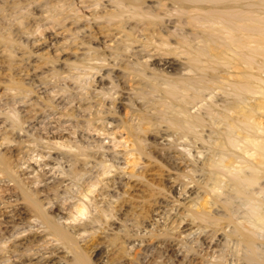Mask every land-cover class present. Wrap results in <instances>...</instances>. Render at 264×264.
Returning a JSON list of instances; mask_svg holds the SVG:
<instances>
[{
    "label": "rangeland",
    "instance_id": "1",
    "mask_svg": "<svg viewBox=\"0 0 264 264\" xmlns=\"http://www.w3.org/2000/svg\"><path fill=\"white\" fill-rule=\"evenodd\" d=\"M81 1L82 0H68V1L67 0H61V1L60 0H15V1L14 0H0V97H1L0 107H1V111L4 112V113L0 112V119H2V117L6 118L7 114L11 110L10 106L6 104L7 101H5L3 97L6 98L8 101L12 100L13 102L17 101L18 98H19L18 101H23L24 99V101L22 102V104L24 103L23 105L22 104L19 105L18 103H15V104H17L16 105L17 109L19 108L24 109L25 107L29 108L28 113L26 111H23V113L19 114L20 118L26 120L28 115H30L31 113L33 117L39 115L40 116L39 119H43L48 114L54 115V113L55 114L58 113L57 115H59L60 113H63L65 115V108H62V107L68 108L69 105H67L68 104L67 100H69V97L73 98V96L77 97L78 95V97L76 98L78 100L73 102L74 105H72L73 106L72 108L75 107V110H76V114L73 115L74 117L72 118V120L70 118H67L68 115H66L65 117L61 116V119L59 120V122L58 121L54 122L60 127V128L58 127V130L60 131L57 130L58 135L59 134L65 135L63 137L64 138L67 137V139H65L64 141L66 143L67 142L70 143L73 147L67 146V145L66 147L65 145H63L60 148H58V146L54 147L56 146L55 144L57 143V141L55 142V140H58V139H48L47 137L52 138L53 136L47 133H41V132L39 133V135L42 134L41 136L46 137V139H42V141L40 139H34L36 138L34 134L35 131L33 134H31L33 129L32 131H30V133L26 131L29 127H31V125L27 126L28 120H29L28 119L25 122V125L27 124L25 127V130L22 131L21 135L20 134L18 135V132H16L17 131L16 129L12 130L11 128H9V125H6V123H3V122L0 123V143L3 141V145L0 146V151H2L5 155L9 157V162L11 163L13 167L15 166L13 169H15L16 175L21 180L24 181V186L27 189L33 191V193H37L38 190H44L43 188L45 187H46L45 188L46 193L47 192L49 193V190L51 191L53 190L52 193H55V194H51L52 199L50 198L48 199L44 197L45 191L41 193L42 195L39 194L40 195L39 197H41L42 200L45 198L44 199L45 206H50L52 204L54 206L57 205V209L54 210V213L55 212L57 213L59 209L61 212H65V215L67 216L70 215V217H73V214L71 211L73 210V208L74 210H76L75 204L76 205L82 204L81 202H84V201H87L90 204L91 208L93 209L94 214H98L99 213L98 207L101 208L102 206H103L102 208L105 207V209H107L106 213L109 215L110 213L108 212L113 210V214L114 213L115 214L114 215L112 214L110 216L107 215L106 216L107 221H105L106 223L105 222H103V224L98 223V226H97L98 229H96V231L95 229L92 230L91 228L90 229L87 228L90 230L89 232L82 231L84 230L83 228L84 221H89L90 217H92L93 213L90 212L89 210L86 211L87 214L84 216L83 215L76 216L75 221L74 220L67 221V224L71 221L69 225L70 224L77 225L78 227L77 229L75 225H74V228H72L74 229L72 230L74 233L77 232L79 234L82 231L81 235L79 234L75 236L76 239H79L77 240L78 241L77 243L78 245H80L82 249L85 250L84 252L88 255L89 259L94 261L93 262L94 264H130V263L131 264L132 263L133 264H162V263L163 264H175V263L176 264H179V263L180 264H186V263L187 264H203V263L208 264L207 261L201 262V261H196V260L193 261L189 259L185 260V258H183L184 256L182 258L180 255L178 256V252H180L181 254L183 252L187 253L186 249L188 248V245L186 244H192V243L194 245V246L191 245L192 247H194L192 251L195 252V249H196V252H199V250L203 248L202 240L204 238H206L208 241V240H211L213 237H215V239L224 237L221 243L219 242L217 244L218 250L220 249L219 252L226 251L227 250L226 247L230 246L231 243L233 247V245L236 242L234 241V239L235 240L237 239L235 236L234 238L232 237L233 239L231 237H228V239L231 238L232 240L231 239L226 240L227 239L226 232L227 231L229 232L231 229H233L232 227L233 223L228 224L229 223L228 218L230 217L229 203L224 202L227 200V197H228L227 195H229L228 193L229 188L226 186L228 182L226 184L225 182H223L222 183L223 186L220 189H215L214 191L216 193L211 192L213 190L212 186H214L215 184H214L213 179L211 180L210 178L211 176L210 170H212V167L210 168V165L208 164L210 161L208 160H211L210 158L213 157V153L211 152V148H209L212 145H209V144H211L213 141L215 142L218 139H208L207 140L206 138L205 139L206 142H205L204 139H200L199 141V139H189L188 137L179 138L178 137L180 136L179 131L176 132L173 129L171 130V128H169L170 130H168V127H167L168 123L167 122L165 123L163 121L164 122L163 124V122L161 123L160 121L161 119L159 120L158 118H156V120L158 119L157 120L158 122L154 120L153 122H151V125L150 124L149 126L148 124L145 125V127L148 126L149 128L148 132L144 134L146 138L143 137L142 139H129L127 138V135H126L127 134L126 128H124L125 121H130L131 123L137 124L138 122L140 123L141 114L142 113L145 114V111L147 114L148 113L150 114V112L154 113L153 112L154 105L151 104L152 102L146 98L143 88L140 89L141 84L139 83V80H137V78H132V75H131V78L129 77L130 75L128 74L129 71L127 70L128 69L127 65L134 64L133 61L136 62L137 59L138 61L140 60L143 62H145L146 60V63H149L148 65H150L149 74L147 76L152 74L151 73L152 71H157V72L160 71V73L167 74L168 76L169 75L178 76L181 74H191L192 73L190 70H187L186 68L185 64L187 63V55L184 53H181L182 52L181 50H183V48H178L179 44L176 40L177 38L174 35H172V33L170 34L173 37L171 36L170 39H168L167 37V35H169L168 33L169 30L176 31L178 22L173 23L171 21H175V20H173L172 17L170 19L165 16L164 17L166 18L165 22H163L164 21L163 19V21H160V24L162 25L164 23L162 27L164 31H167V33L161 32L160 30H157V29L154 30L155 28L160 27V26H156L154 24L149 26L147 25V23L141 24L143 27L147 26V27H151L152 29L149 28L147 29L148 31L144 30L142 32L143 34H145V37L144 36L142 37V35H139L140 33H138L137 31L135 34H136L138 41L133 42V46H132V49L134 50L132 52L134 53L130 55L128 54V56L125 55L124 57L122 55L119 57L120 59L119 61L118 60L115 61L114 58L110 57L112 55V54L110 55V53H112L115 50V46L113 47V45L114 44L116 45L117 42L118 43L120 42V41L116 42V40H121V37L123 36V34L117 33L118 31H116V29L114 28L117 24L113 23L110 26V23L108 24L106 23V22H109L108 17H107L108 12H105V16L103 12L105 10L111 11L113 7H111V5H106L105 0L103 1L100 0V3L102 2L101 4L99 3V0H95L96 4L94 0L93 1L88 0L89 4L94 3V5L91 7L92 9L89 8L88 10L87 8H84V5L86 2H84L83 0L82 1L83 3H81ZM146 4H148V6H153L154 4L158 5V2L157 0H147ZM96 6H99V7H96ZM106 6H108V8ZM21 9L23 11H21ZM99 10L101 11V13L103 12L102 13L103 16L101 15ZM157 11L159 12V10ZM160 11H161L160 14L165 12V10L163 11V9ZM19 12L20 14H18ZM46 14H48V16ZM87 17L89 18L87 19ZM101 17H104V18H101ZM102 21H103V24H102ZM101 24L103 26H101ZM129 25H131L133 28L135 27V29L139 27V24L137 20L135 19H132V21L130 20ZM141 25H140V28L142 27ZM98 27L99 28L103 27V28L99 29ZM110 28L112 29V31ZM95 29L97 30V33ZM151 30L154 33H157V31L158 33L159 31L162 34L164 33L163 37L166 40L163 41L164 39L162 38V36H160V34H156V36L152 39L147 38L146 37L147 34H149V36H151V34L152 35L154 34L150 32ZM191 31H192V28L188 26V28L186 29V32L187 33L189 32L188 34H190ZM160 39H161V42H160ZM145 40H148V41L153 40L154 41L153 43H156L155 44L156 47L157 46L161 47L160 49H162L161 51L163 53L157 51L158 53H161L160 54L161 56L160 55H158L159 57L151 56L152 52L154 53L156 52V48L153 50L150 47L147 48L144 45L146 42ZM164 42H166L167 44ZM176 46L178 49L176 48ZM102 52L104 54L105 53L107 54L108 59L111 61L110 64L114 66L109 65L108 61L107 62L105 61V63L103 64L104 61L102 60V58L106 54L104 55L102 54ZM99 54L101 57L99 56ZM96 57H97V60H96ZM100 58L103 62L100 60ZM260 60L262 61V64H264V57H261ZM19 65L21 66V68ZM89 66H92V68L90 69ZM94 66H97L98 68L100 66L99 69H102L101 72L96 73V70L98 69L94 70L93 68ZM30 69L31 71H29ZM82 73L83 75H81ZM40 75H42V77ZM260 77L262 78V81L260 83H261V86L263 87V88L261 87V91L262 90L264 91V72L260 71ZM17 82L18 83L21 82L22 87H23V90H22L23 92L21 91L18 94H16L18 91L17 89H13V90L11 89L12 87L16 86L14 84H16ZM61 88L63 90H61ZM111 91L112 93H110ZM218 91L217 90L215 91V93H217V96H218V97L217 96L215 97V101L220 100V97H222L221 95L222 93L220 92L219 89ZM44 92L46 94H43ZM2 94H5V95H2ZM8 95L11 97H9ZM97 95L98 97L103 95V97L104 98L106 97V99H104L102 103L100 99H99L100 100L99 102L97 100L96 102L95 99ZM251 96H249L248 102H251V104H254V102L257 103L255 99L250 98ZM92 97H94V99ZM257 97L259 98V101L261 104V109H260L261 111L259 110L260 112L256 115V118L258 122L261 124V126L264 128V92L262 94H259ZM65 98H66V101H65ZM154 98L158 99L160 97L156 96ZM209 98H210V95L209 96L207 95V100ZM88 103L91 106L94 105V107L90 109V112H88L89 110L87 111V109L84 110V107L89 105ZM149 105L151 107H149ZM199 105L201 106L203 104L200 103ZM80 107H82L83 109ZM139 108H140V111H139ZM109 109H112L111 112H109L110 111ZM197 110H198V107L193 109V111H197ZM83 111H85V113ZM95 112L99 114L100 113L103 114L106 112L105 115L108 117L107 119L113 121V124H108V127H110V130H112L110 131L111 134H109V136L105 134L103 130L101 134H100L101 131L97 133L98 131L94 132L96 131L94 130L93 132H91L92 135H94L93 137H95L93 140L92 138L80 140L77 137H75L76 136L74 133L75 128H73L72 125L69 127L70 129H67V127L69 126L68 123H70V120L72 121L73 124L79 123V124L86 125L88 123L87 120L93 117L92 125L97 124L96 122L100 121L98 120V117L91 116V113H95ZM33 114H36V115L34 116ZM138 114L140 115V117ZM21 115L26 118H23ZM105 120H101L97 125L106 124L107 122H105ZM54 123L53 125H55ZM61 123H64V124L60 125ZM5 125L8 127H6ZM64 125H66V127ZM7 128H9L8 131H7ZM65 128L67 131L65 130ZM91 128L95 129L94 127H91ZM208 128L209 127L205 128L206 130H204V133L206 136L211 133V132L209 133L210 129ZM175 133H177L178 136ZM5 134H6L5 138L7 136H9L10 138L4 139L3 135ZM213 134H214V131H213ZM258 134L261 137H264V132H259ZM99 135H101V137ZM118 135H121L123 138ZM69 137L71 139H69ZM177 137L180 140H178ZM4 140L5 141L8 140L7 142H9V144L7 145V142H5ZM48 140H50L49 141L50 143H48ZM189 140H191L192 143H190L191 141L189 142ZM58 141H63V139L62 140L59 139ZM24 142L26 144H24ZM73 142H74V145H73ZM194 142L196 143L193 144ZM189 145H191V147ZM74 146L75 147L80 146V148L83 147V149H85V152L88 153L93 158H90L88 154H87L88 160L86 156H81L82 157L80 158L81 162H79L76 166H73L74 165L73 162H75L76 160V158L74 159L73 157H75V153H76L75 150L77 148V147L75 148ZM138 147H140V149H137ZM72 148H74L73 151H72ZM62 151H64L65 153ZM67 153H69V155ZM182 153L183 155L186 154V157L182 156ZM39 154L42 156H40ZM70 156H73V157H70ZM247 156L249 155L247 154ZM94 159H97L98 161ZM256 159L254 158L253 161L257 162L259 158L257 160ZM242 160L243 159L240 158L239 161H242ZM85 161L87 164L85 163ZM47 162L48 164H46ZM107 162H108V165L112 164L113 166L114 165L115 166L112 167V169L110 167L106 168V173H105L104 172L105 167L103 166V164H107ZM239 164L240 163H238V165ZM77 166H78L77 169L79 170V172L82 173L80 174V177L79 175L77 176V179L76 178L72 179V177L70 176L68 177L67 176L68 172H70L71 169H74ZM66 169H67V174H66ZM32 171L35 174H33ZM36 173L39 175L41 179L37 177L38 175ZM46 173H47V176H46ZM34 175H37V176H34ZM65 178L66 180L64 182L59 183L60 181H63V179ZM209 178L210 180H208ZM225 179L227 180V178ZM94 181L98 182L97 185H92V182ZM40 183L42 184L40 185ZM14 185L15 184H13V182L10 181V179L6 177V175L0 172V236H1L0 237V261H1L0 264H25V263H29L32 257L39 258L40 255L49 257V260H51V264H71V263L74 264L73 263L74 255L72 254L73 252L70 251V249H67L62 244H57V243L49 244L52 238L50 237L48 232L40 225L33 226L36 223L34 220V217H35L34 213L31 211L29 205H27L28 203L25 202V199H22L23 194H21V191L17 189L18 187L16 185L14 187ZM53 185H58V187L54 186L53 188ZM184 185H186L187 187ZM226 188H228V190H226ZM98 192L103 193V195ZM218 192L219 193L221 192V193L219 194ZM225 192H226V196L224 195ZM84 193L86 194L88 193L91 199L85 198ZM214 195H217V196H215L214 198ZM117 197H119V199ZM261 198H263L264 200V196L263 197L261 196ZM212 200L214 201V203ZM48 201L49 202L51 201L50 204H48ZM52 201L53 202L55 201V202L53 203ZM110 202L113 206L110 204ZM67 203L68 204L70 203V204L68 205ZM199 205L202 206V209ZM226 207H228V209ZM193 209L195 211H197L198 209H201L204 211L207 210V212L212 214L213 219L215 221L209 222L207 220L205 221L201 219L200 220L196 219L193 216L194 215ZM79 225L82 227H80ZM225 225L227 227L226 229H225ZM227 225H230V226H227ZM201 231H202V234L204 235L199 236ZM18 232L20 233L22 232V233L20 235H16L18 234ZM162 234H164L165 236ZM135 235H138V237H136ZM185 236L188 237V242L186 243L182 242L184 241L182 240L183 239L182 237H185ZM45 238L46 240H44ZM185 240L187 239L185 238ZM199 240L201 243L199 242ZM45 241H47L48 243ZM226 241L229 242L228 245L226 244ZM233 241H234V244H233ZM26 245L27 246L30 245V246L27 247ZM46 245L48 248L46 247ZM25 247L27 250L25 249ZM48 250L52 252L50 256H49V253H45ZM204 250L206 251V249ZM204 250L202 252L200 250L199 254L201 253L203 254L205 252ZM34 252H36V254ZM38 253H39V256L37 255ZM189 256L191 257V255ZM26 258L27 259L29 258V259L27 260Z\"/></svg>",
    "mask_w": 264,
    "mask_h": 264
},
{
    "label": "bare ground",
    "instance_id": "2",
    "mask_svg": "<svg viewBox=\"0 0 264 264\" xmlns=\"http://www.w3.org/2000/svg\"><path fill=\"white\" fill-rule=\"evenodd\" d=\"M82 1H81V3H83ZM105 1H106V5H111V7H113V9L111 11H107L105 9H107L108 6H106L107 8H105L104 9L105 11H103L104 12V16H105V12H108L107 17H108V21L109 22H106V23L107 24L110 23V26L113 23L117 24L114 28L116 29V31H118L117 33H122L123 34V36L121 37V40H116V42L117 41H120V42L119 43L117 42L116 45L115 44L113 45V47L115 46V50L112 53H110V55L112 54L110 56L111 58H114L115 61L116 60L119 61L120 60L119 59L120 56L123 55V57H124L125 55L128 56V54L130 55V54H133L134 53V52H132V51H134L132 49L133 42L138 41L135 33L138 31V33H140L139 35H142V37L143 36L145 37V34H143L142 32L144 30L149 29V28L152 29L151 27H147V26H144L143 27L141 24L147 23V25H149V26L152 25V24H154L156 26H160V27L155 28L154 30L157 29V30H160L161 32L167 33V31H164V29L162 27V25L164 23L161 25L160 24V21H163V19H164L163 22H165V19H166V18H164L165 16L168 17V18H170V19L172 17V19L175 20V21H171L170 20L171 22H173V23L174 22H178V26L176 28V31L177 32L176 31H173V30H169V32H168L169 35H167V37H168V39H170L171 36L174 35L177 38L176 40H177V42L179 44L178 48H183V50H181L182 51L181 53H184V54L187 55V63L185 64L186 65V68H187V70H190L192 72L191 74H181V75H178L177 74L178 76H172V75H169L168 76L167 74L160 73V71L159 72H157V71H152L151 72L150 71L152 74H150L149 76H147L149 74V69H150L149 66L150 65H148L149 63H146V60H145V62H143V61H140V60L138 61V59H137L136 62L133 61L134 64H129V65L126 64L128 66L127 67L128 68L127 70L129 71L128 72V74L130 75L129 77L131 78V75H132V78H137V80H139V83L141 84L140 89L143 88V91H144V93L146 95V98L149 99L152 102L151 104L154 105V111H153L154 113L150 112V114L149 113L147 114L146 111H145V114H143V113L141 114V112H140L141 117L138 114L139 117H140V123L138 122L136 124V123H131L130 121H125L124 122V125H125L124 128H126V131H127L126 132L127 133L126 134L127 135V138H129V139H142L143 137L146 138L144 134L148 132V130H149V128H148L149 124L151 125V122H153L154 120L157 121L158 119L159 120L161 119L160 120L161 123L163 121L165 123L166 122L168 123V126H167L168 127V130H170L169 128H171V130L173 129L176 132L179 131V135L180 136H178V134L175 133V134H177V136L179 138L188 137L189 139H199V141H200V139H204L205 140L206 138H207V140L208 139H218L215 142L213 141L211 144H209V145H212V146H210V147L208 146L209 148H211V152L213 153V157H211V156H210L211 158L209 157L211 160H208V161H210L208 163L210 165V168L212 167V170H210V172H211L210 178H211V180L213 179L214 184H215L214 186H212L213 187L212 188L213 190L211 192L216 193L214 191L215 189H220L223 186L222 185L223 182H225V184L228 182L226 184V186L229 188V190H228V188H226V190L229 191V192L227 191L229 193V195H227L228 196L227 197V200H226L227 202L226 201H224V202L225 203H229V210H230V213H229L230 214V217L229 218H230V220L228 218V221H229L228 224H232L233 223L232 224L233 225L232 226L233 229H231L229 232L226 230L227 231L226 232L227 235L226 234L225 235L227 237L226 240H229L232 237L234 238V236H235L237 239L236 240L234 239V241H236V242L234 244V241H233V244H234L233 247H232V243H231L230 246L226 247L227 248L226 251L219 252L220 249L218 250V248H217L218 245L217 244L219 242L221 243V241L224 239V237L217 238V239H215V237H213L211 240H208V241H207L206 238H204L202 240L203 248L200 249V250L202 252L204 249H206V251L204 250L205 252L203 254L201 253L202 254L201 255V254H199L200 253V250H199V252H196V249H195V252L192 251L193 248H194L192 246H194V245L190 241L192 244H186V245H188V248L186 249L187 250V253L186 252L185 253L183 252L181 254L180 252H178V256L180 255L181 258L184 256L183 258H185V260H188L189 259V260H193V261L196 260V261H201V262L202 261L203 262L207 261L208 264H264V246H263L264 245V202H263L264 200H263V198H261V196L262 197L264 196V137H261L258 134L259 132H264V128L261 126V124L258 122V120L256 118V115L261 111L260 110L261 109V104H260L259 98L257 96L259 94H262L264 92L263 90L261 91V87L262 86H261V83H260L262 81V78L260 77V71L264 72V64H262V61L260 60L261 57H264V0H157L158 5H155L154 4L153 6H148V4H146V1L147 0H105ZM84 2H86L85 5H84V8H87L88 10H89V8H91L94 5V3L89 4L88 3V0H84ZM94 2L96 4V1L95 0H94ZM99 3H100V0H99ZM96 7H99V6H96ZM162 9H163V11L165 10V12L160 14V12H161L160 10H162ZM157 10H159V12ZM21 11H23V10L21 9ZM100 13H101V11H100ZM102 13H101V15H102ZM18 14H20V12ZM46 15L48 16V14H46ZM76 16H77V14H76ZM98 16H100V15H98ZM88 18L89 17H87V19ZM91 18H93V17H91ZM101 18H104V17H101ZM132 19L137 20V22L139 24V27L138 28L135 29V27L133 28L131 25H129V22H130V20L132 21ZM106 23H104V24H106ZM99 24H100V22H99ZM102 24H103V21H102ZM102 24H101V26H103ZM140 25L142 26L141 28H140ZM104 26H106V25H104ZM130 26H131V28H130ZM169 26H171V25H169ZM188 26H190V28H192V31L190 32V34H188L189 32L188 33L186 32V29L188 28ZM98 28H97V30H98ZM100 28H103V27H100ZM158 28H160V29H158ZM97 30H96V33H97ZM111 31H112V29H111ZM160 31H159V33H158V31H157V33H154L151 30L150 32L151 33H154V34L153 35L151 34V36H149V34H147L146 37L152 39V38H154L156 36V34H160V36H162V38L164 39V37H163V34L164 33L162 34ZM170 33H172V35ZM106 34H108V33H106ZM56 35H57V33H56ZM147 38H145V39H147ZM165 40L166 39H164L163 41H165ZM145 41L146 42H145L144 45L147 48L150 47L152 50L156 48V52L155 53L152 52L151 56H154V57L157 56V57H159L158 55H160L161 53H163L161 51L162 49H160L161 47H159V46L156 47V45H155L156 43H153L154 42L153 40L152 41L151 40L150 41L145 40ZM160 42H161V39H160ZM164 43H166V42H164ZM171 46H172V44H171ZM111 47H112V45H111ZM176 48H177V46H176ZM172 49H174V48H172ZM111 50H112V48H111ZM170 50H171V48H170ZM157 51L158 52H161V53H158ZM165 51H167V50H165ZM6 52H7V50H6ZM102 54H104V53L102 52ZM95 56H97V55H95ZM95 56H93V57H95ZM99 56H100V54H99ZM28 58H29V56H28ZM129 58H130V56H129ZM178 59H179V57H178ZM96 60H97V57H96ZM100 60H101V58H100ZM102 60L101 61L103 62V64L105 63V61L106 62L108 61V64L109 65H112V64H110L111 61L108 59L107 54L102 58ZM90 62H91V60H90ZM112 66H114V65H112ZM89 67H90V69L92 68V66H89ZM9 68H10V66H9ZM20 68H21V66H20ZM93 68H94V70L95 69H98V70H96V73L101 72V70H102V69H99L100 66H99V68L97 66H94ZM82 70H80V71H82ZM156 70H157V68H156ZM29 71H31V69ZM81 75H83V73ZM40 76L42 77V75H40ZM89 76H90V74H89ZM73 81H71V82H73ZM52 82H53V80H52ZM14 85H16V86H14V87L11 86L12 87L11 89L12 90L13 89H17L18 91H17L16 94L20 93L23 90V87H22V83L21 82H19V83L17 82ZM218 89L222 93L221 94L222 97H220V100H218V101L216 100L215 101V97L217 96V93H215V91L216 90L218 91ZM61 90H63V89L61 88ZM110 93H112V91ZM218 93H219V91H218ZM43 94H46V93L44 92ZM142 94H143V92H142ZM249 94H251L252 96L249 95ZM2 95H5V94H2ZM207 95L208 96L210 95V98H209L210 100L209 99L207 100ZM90 96H92V95H90ZM156 96H158L160 98L155 99L154 97H156ZM249 96H251L250 98L255 99V101H257V103L254 102V104H251V102H248ZM9 97H11V96H9ZM77 97H78V95H77ZM77 97L76 96L75 97L73 96V98H70L69 97V100H67V103H68L67 105H69L68 108L67 107H62V108H65V115L63 113H60L59 115H57L58 113L57 114L54 113V115L48 114L43 119H39L40 116L37 115V116H39V117H37V116H35L36 114H33L35 117H33L31 115L32 113L30 115H28L27 114L28 111H29V108L28 107H27L28 109L26 107L24 109H21V108L17 109L16 108V105L17 104H15V103H18L19 105H21L22 102L24 101V99H23V101H18L19 100V98H18V100L17 101H14V102L11 100L12 101V103H11V101H8L6 98L3 97V99L5 101H7L6 104L10 106L11 110H10V112L8 114L6 113L7 114V117L5 116L6 118L2 117V119H0V123L1 122L6 123V125H9V128H11L12 130L16 129L17 130L16 132H18V135L19 134L21 135L22 134V131L25 130V127L27 125V124L25 125V122L29 119L27 126H30L31 125V127H29L26 131H28L30 133V131H32V129H33V131L31 132V134H33L34 131H35L34 134H35V137L36 138H34V139H40L42 141V139H46V137L45 136H41L42 134L39 135V133L40 132L41 133H47V134L55 137V138H53V137L52 138L47 137L48 139H58V140L59 139L60 140L63 139V141L55 140V142L57 141V143L56 144L54 143L56 145V146L53 145L54 147H57L58 146V148H60L63 145H65V147H66V145L73 147L70 143H68V142L66 143L64 141L65 139H67V137L66 138L63 137L65 135H61V134L58 135L57 130H58V127L59 126L57 124H55L54 122H56V121L59 122V120L61 119V116H64L65 117L66 115H68L67 118H70L72 120V118L74 117L73 115L76 114L75 107L72 108L73 107L72 105H74L73 102H75L76 100H78V99H76ZM92 98L94 99V97H92ZM99 99L101 100V103H102L104 101V99H106V97L104 98L103 95H101V96L98 97V95H97L95 101L97 100L99 102L100 101ZM90 100H88V101H90ZM65 101H66V98H65ZM204 102H205V104H204ZM200 103H202L203 105L200 106L199 105ZM80 104H82V103H80ZM150 105H149V107H151ZM82 107H80V108H82ZM92 107H94V105L91 106L89 104V105H87V106L84 107V110L87 109V111L89 110L88 112H90V109H92ZM196 107H198V110L197 111H193V109L196 108ZM105 108H106V106H105ZM107 108H109V107H107ZM155 109H156V111H155ZM109 110H110L109 112H111L112 109H109ZM137 110H138V108H137ZM23 111H26L27 112V113L25 112L28 115V117H27L26 120L20 118V116H19V114L20 113H23ZM139 111H140V108H139ZM0 112H3V111H1V107H0ZM83 112L85 113V111H83ZM136 112H138V111H136ZM105 113H103V114H101V113L99 114L97 112L91 113V116L98 117V120H100V121L101 120H105V118H106L105 122H107V123L104 124V125H102V124L97 125L100 121L99 122L98 121L97 122L95 121L97 124H95V125L93 124L92 125V120H93V117H92V118H90V119L87 120L88 123L86 125L79 124V123L78 124H76V123L73 124L72 121L70 120V123H68L69 126L67 127V129H70L69 127L72 125V127L75 128V131H74V133L76 135L75 137H77L80 140L81 139H87V138L88 139L89 138H92V140H93L95 137H93L94 135H92L91 132H93L94 130H96L94 132H97L98 131L97 133H99L101 131L100 134L104 131L105 134H107L109 136V134H111L110 131H112V130H110V127H108V124H113V121L107 119L108 117L105 115ZM22 117L23 118H26L24 116H22ZM132 118H133V116H132ZM156 118H158V119L156 120ZM96 120H97V118H96ZM164 122H163V124H164ZM53 123L55 125H53ZM62 124H64V123H61L60 125H62ZM146 124H148L147 127H145ZM64 126L66 127V125H64ZM6 127H8V126H6ZM6 127H5V129H6ZM91 127H94L95 129H93ZM207 127H209L208 129H210L209 133L210 132L211 133L210 134L207 133L209 135L206 136L205 133H204V130H206L205 128H207ZM9 128H7V131H8ZM146 128H148V129H146ZM65 130H66V128H65ZM215 130H216V132H215ZM9 131H11V130H9ZM58 131H60V130H58ZM213 131H214V134H213ZM3 132H4V130H3ZM63 132H65V131H63ZM63 132H61V133H63ZM8 134H9V132H8ZM56 135H57V137H56ZM72 135H74V134H72ZM3 136H4V139H9L10 138L9 136H7L5 138L6 134L3 135ZM99 136L101 137V135H99ZM118 136H121V135H118ZM70 137H69V139H71ZM178 137H177V139H178ZM108 138H110V137H108ZM178 140H180V139H178ZM7 141L8 140H6L5 142H7ZM49 141L50 140H48V143H50ZM190 141L191 140H189V142ZM21 142H22V140H21ZM205 142H206V140H205ZM35 143H36V141H35ZM190 143H192V141ZM195 143L196 142H194L193 144H195ZM8 144H9V142H7V145ZM24 144H26V143L24 142ZM1 145H3V141L0 143V146ZM73 145H74V142H73ZM47 146H49V145H47ZM189 146L191 147V145H189ZM36 147H38V146H36ZM76 147H75L76 148V150H75L76 153L74 152L75 153V157L70 156V157H73L74 159L76 158L75 162L72 161L73 164H74L73 166H76L79 162H81V159H80V158H82L81 156H86V158H87V154H88V153L85 152V149H83V147H81V148H80V146L79 147L76 146ZM73 149L74 148H72V151H73ZM137 149H140V147H138ZM59 151H60V149H59ZM62 152H64V151H62ZM182 152H183V150H182ZM48 153H50V152H48ZM67 154L69 155V153H67ZM247 154L249 156H247ZM40 156H42V155H40ZM182 156H185L186 157V154L183 155V153H182ZM253 156H254L255 159L256 158L257 159L259 158L258 160L256 159L257 162L256 161H253V159H254ZM248 157H250V158H248ZM86 158H85V160H86ZM90 158H93V157L90 156ZM190 158H192V157H190ZM240 158L243 159V160L242 161H239ZM43 160H44V158H43ZM87 160H88V158H87ZM94 160H97V159H94ZM27 162H29V161H27ZM82 162H84V161H82ZM88 162H90V161H88ZM85 163H86V161H85ZM238 163H240V164L238 165ZM46 164H48V162ZM103 166L105 167V171L104 172L106 173V168L110 167L112 169V167H114L115 165L114 166L112 164H109L108 165V162H107V164H103ZM176 166H177V164H176ZM14 167L9 162V157L7 155H5L2 151H0V172H2L4 175H6V177H8L10 179V181H12L13 184H15L18 187L17 189H19L21 191V194H23L22 196L24 198L22 197V199H25V202L28 203L27 205H29L31 211L34 213V216H35L34 217V220H35L36 223L33 226H39L40 225L41 227H43L48 232V234L52 238L50 240L49 244H55V243L62 244L67 249H70V251H72L73 252L72 254L74 255V261H73L74 264H94L93 263L94 261L90 260L89 257H88V255L84 252L85 250L82 249L80 247V245H78V243H77L78 241L77 240H79V239H76L75 236L76 235H79V234L81 235V232L82 231L89 232L90 231L89 230L90 228L92 230L95 229V231H96V229H98V227H97L98 226V223H102L103 224V222L107 221V217L106 216L109 215V214L106 213L107 209H105V207L102 208L103 206L101 208L98 207L99 213L98 214H94L93 213V209L91 208L90 204L87 201H84V202H81L82 204H77V205L75 204V207H76L75 209L76 210H74V208H73V210L71 209L72 210L71 212L73 214V217H70V215L69 216L65 215V212H61L59 209H58L57 213L56 212L54 213V210L57 209V205L54 206L52 204L50 206H45V204H44L45 203V201H44L45 198L52 199L51 198L52 197L51 194H55V193H52L53 190L52 191L49 190V193L48 192L46 193V191H45V188L46 187H45V188H43L44 190H38V191L36 190L37 193H33V191L27 189L24 186V181L21 180L16 175L15 169H13ZM42 167H43V165H42ZM49 168H51V167H49ZM77 168H78V166L76 168H74V169H71L70 172H68V174H67V169H66L67 176L68 177L69 176L72 177V179L73 178H76L77 179V176L78 175L80 177V174H82V173L79 172V170ZM85 169H87V168H85ZM91 170H92V168H91ZM35 171H37V170H35ZM32 173H33V171H32ZM196 173H198V172H196ZM33 174H35V173H33ZM41 174H43V173H41ZM181 174H182V172H181ZM37 175H34V176H37ZM46 176H47V173H46ZM37 177H39V175ZM210 178L208 180H210ZM225 178H227V180ZM65 180H66V178L63 179V181H60L59 180L60 181L59 183H62ZM198 182H199V180H198ZM97 183L98 182L94 181V182H92V185H97ZM41 184L42 183H40V185ZM212 184H213V182H212ZM15 185H14V187H15ZM204 185H205V183H204ZM47 186H48V184H47ZM54 186H57L58 187V185H53V188H54ZM90 186H91V184H90ZM184 186H186V185H184ZM71 189H73V188H71ZM43 191H45L44 192V197L45 198L42 200L41 197H39L40 196L39 194L43 193ZM50 191H51V193H50ZM98 193H100V192H98ZM100 194L103 195V193H100ZM217 195H214V198ZM224 195L226 196V192H225ZM84 196H85V198L91 199L90 198V195L88 193L87 194L84 193ZM55 197H56V195H55ZM218 197H220V196H218ZM117 198L119 199V197H117ZM42 201H44V202H42ZM50 202L48 201V204H50ZM78 202H79V200H78ZM207 203H209V202H207ZM213 203H214V201H213ZM110 204H111V202H110ZM99 205H100V203H99ZM200 207L202 209V206H200ZM226 208L228 209V207H226ZM112 209H113V207H112ZM201 209H198L197 211H195L193 209L194 210V215L193 216L196 219H198V220L201 219V220H205V221L207 220L209 222L215 221L213 219L212 214H210L209 212H207V210L204 211V210H201ZM87 210H89L90 212L93 213L92 214V217H90L89 221H84V227H83L84 230H82L79 234L77 232L74 233L72 231L74 229H72V228H74V225H75L76 229L78 227H77L76 224H74V225L73 224H70L69 225V223L71 221H73V220L75 221L76 220V216H79V215H83L84 216V215H86L87 214L86 213ZM108 213H110V215H112L113 214V210H111ZM190 213H192V212H190ZM189 216H190V214H189ZM111 217H113V216H111ZM218 218H216V219H218ZM68 220H71V221L67 224V221ZM222 221H224V220H222ZM207 224H208V222H207ZM81 225H82V223H81ZM105 225H107V224H105ZM71 226H73V227H71ZM227 226H230V225H227ZM80 227H82V226H80ZM87 228H89V229H87ZM102 228H101V230H102ZM226 228L227 227L225 225V229ZM6 229H7V227H6ZM30 230H31V228H30ZM22 231H24V230H22ZM95 231H94V233H95ZM181 231H183V230H181ZM21 233L18 232V234H16V235H20ZM25 233H27V232H25ZM90 235H92V234H90ZM162 235H164V234H162ZM201 235H204V234H202V231L200 232L199 236H201ZM132 236H133V234H132ZM135 236L138 237V235H135ZM171 236H173V235H171ZM261 236H262L263 239L261 238ZM228 237H231V238L228 239ZM182 238H183L182 240H184V241L181 240L182 242H185V243L188 242V237L187 236L182 237ZM185 238L187 240H185ZM214 239H215V241H214ZM44 240H46V238ZM8 242H10V241H8ZM45 242H47V241H45ZM199 242H200V240H199ZM195 243H197V242H195ZM228 243L229 242L226 241V244L227 245H228ZM235 245H236V247H235ZM29 246H27V247H29ZM176 246H178V245H176ZM46 247H47V245H46ZM185 247H187V246H185ZM25 249H26V247H25ZM123 249H124V247H123ZM48 251L45 252V253H49V256H50L52 254V252H50V251L48 252ZM70 251H68V252H70ZM34 253L36 254V252H34ZM45 253H44V255H45ZM37 255L39 256V253ZM189 255H191V257ZM3 256H4V254H3ZM40 256H39V258H33V257H32V259L30 258L31 259L30 262L29 263H25V264H51V260H49V257H47V256L45 257V256H42V255H40ZM175 256H177V255H175Z\"/></svg>",
    "mask_w": 264,
    "mask_h": 264
}]
</instances>
